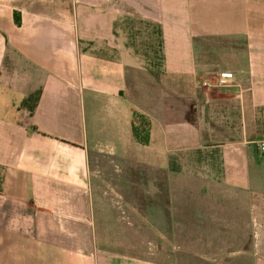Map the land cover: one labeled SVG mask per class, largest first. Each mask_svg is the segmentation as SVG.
Wrapping results in <instances>:
<instances>
[{
	"label": "crops",
	"instance_id": "obj_1",
	"mask_svg": "<svg viewBox=\"0 0 264 264\" xmlns=\"http://www.w3.org/2000/svg\"><path fill=\"white\" fill-rule=\"evenodd\" d=\"M263 139L264 0H0V264H264Z\"/></svg>",
	"mask_w": 264,
	"mask_h": 264
},
{
	"label": "rangeland",
	"instance_id": "obj_2",
	"mask_svg": "<svg viewBox=\"0 0 264 264\" xmlns=\"http://www.w3.org/2000/svg\"><path fill=\"white\" fill-rule=\"evenodd\" d=\"M210 45L217 44L211 42ZM129 175V193L130 196L133 195L132 198L129 199L130 203H134L140 211H145L147 206L148 210L145 211L144 214L130 215V225L122 227L118 226L117 228L119 230L114 232L115 235L113 237L119 239L122 236L124 239H128L130 243V254H141L144 253V251H149L150 246H153L152 244L155 241L151 210H153L154 201H158V199H156L154 193L153 195H150L147 191L152 189L153 191L156 190V183L154 182L156 178L159 180L158 183L161 187V191H165L167 188L163 172L157 174L155 170L148 167H137L130 168ZM161 201H164L163 197L161 198ZM141 223H143V226H141ZM161 227L165 228L167 226Z\"/></svg>",
	"mask_w": 264,
	"mask_h": 264
},
{
	"label": "trees",
	"instance_id": "obj_3",
	"mask_svg": "<svg viewBox=\"0 0 264 264\" xmlns=\"http://www.w3.org/2000/svg\"><path fill=\"white\" fill-rule=\"evenodd\" d=\"M17 23L20 24L19 18L17 19ZM37 101V97L35 95L30 96L29 98L25 99L22 102L23 106H32L34 108ZM32 103V104H31ZM149 126L150 121L149 119L140 113H134L133 115V122H132V132L135 139L141 144H148L150 140V133H149Z\"/></svg>",
	"mask_w": 264,
	"mask_h": 264
},
{
	"label": "built area",
	"instance_id": "obj_4",
	"mask_svg": "<svg viewBox=\"0 0 264 264\" xmlns=\"http://www.w3.org/2000/svg\"><path fill=\"white\" fill-rule=\"evenodd\" d=\"M232 77V74L230 73H220L219 75V81L220 83H228L227 80ZM258 149L260 152L264 155V139L258 141Z\"/></svg>",
	"mask_w": 264,
	"mask_h": 264
}]
</instances>
